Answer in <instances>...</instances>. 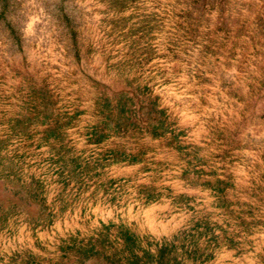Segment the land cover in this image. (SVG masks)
Listing matches in <instances>:
<instances>
[{"label":"rangeland","instance_id":"rangeland-1","mask_svg":"<svg viewBox=\"0 0 264 264\" xmlns=\"http://www.w3.org/2000/svg\"><path fill=\"white\" fill-rule=\"evenodd\" d=\"M0 264H264V0H0Z\"/></svg>","mask_w":264,"mask_h":264}]
</instances>
